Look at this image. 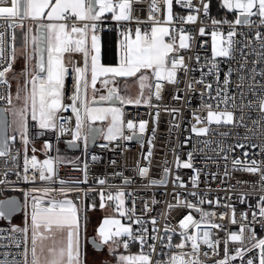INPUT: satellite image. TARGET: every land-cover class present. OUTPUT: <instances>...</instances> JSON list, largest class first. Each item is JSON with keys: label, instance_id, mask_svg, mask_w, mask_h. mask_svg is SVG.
Instances as JSON below:
<instances>
[{"label": "built area", "instance_id": "obj_1", "mask_svg": "<svg viewBox=\"0 0 264 264\" xmlns=\"http://www.w3.org/2000/svg\"><path fill=\"white\" fill-rule=\"evenodd\" d=\"M223 0H217L216 16L209 12L207 16L203 11V4L207 0H192L193 8L177 4L173 0L172 24H163L167 18V8L164 0H157L158 10L151 13L155 20L161 21L162 26L170 28H183L185 34L192 37L190 47L180 49L178 54L184 58L187 65V71L179 70L177 73L178 84H169L166 81H157L151 75L149 85L154 92V85L159 82L163 84L161 98L157 100L153 95L149 104L140 105H117L124 112L125 124L132 120L137 128L130 131L125 126L123 135L109 142L104 136L99 135L91 143L85 146L83 139L76 141L78 143L77 152L73 159L61 160L56 156L58 145L65 146L66 142L72 140L71 131L75 127V116L71 112L61 111L58 116L64 119L58 120V124H64L67 131L60 134L58 129H40L35 121L28 117L27 138L29 143L26 146L22 138L15 137L14 140L8 139L9 153L7 156L0 157V200L10 196H17L20 201L21 209L19 212L20 220L15 224L23 227L25 223V211H31V197H42L45 202L50 199L73 200L80 207L81 219L85 217L86 199L103 191L105 195L118 191L125 193V208H134L133 220L140 217L144 221V227L148 229L149 236L158 235L161 240H148L149 244L155 243L156 251L152 254L153 264L156 261H167L170 255L177 253L191 254L190 243L184 249L175 247H165L169 243L167 237H171V244L175 245L181 242L179 221L184 216L191 214L197 221L201 219V213L195 209L186 207L169 208V205L177 204V197L185 203L191 202L198 208L214 212L216 215L212 218V223L223 225V229L208 228L211 232V239L219 241L217 248L211 249L201 243L200 252L197 254L201 264H217V261L225 258V243L229 232L239 233L241 225L246 226L243 241H229L228 255L235 257L230 259L229 264H247L252 260L253 264H260L261 252L259 247H253V242L264 239V216L259 214V205L264 203V181L261 174L264 173V112L260 110L259 102L264 99V25L259 24L258 17L251 19L256 23L252 26L237 25V35L233 37L237 43L234 45L230 57L212 56V37L213 30H220L225 35L229 30L228 24L214 26L212 20L234 21L237 13L228 11L222 7ZM152 0H135L132 5V16L134 19L127 22L117 23L111 19V13L98 22V35L101 37L103 32L113 34L116 37H122L121 31L127 29L134 33L137 27L143 30H150L153 21L149 19L150 6ZM199 9V11H196ZM196 15L195 23L181 22L179 17ZM137 20L140 23H137ZM29 20H25L28 23ZM0 20V24H6ZM32 24H37L31 21ZM205 29V35L201 36L200 28ZM4 32L6 55L13 49L12 29L0 28ZM261 33V38L257 39L256 33ZM179 33H177V45ZM134 38V35H133ZM167 39V37H166ZM199 57V60H197ZM74 64L83 66L84 60L81 54H73L71 57ZM217 64V69L209 72L211 63ZM6 67L7 64L5 63ZM231 71V75H229ZM203 73V75H202ZM74 73L69 70V75L65 80V100L64 103H70L68 97L73 94ZM229 83L225 85V78ZM241 78H243L242 87ZM203 79L204 83H196ZM192 84V89L188 84ZM211 84V89L206 85ZM251 86V90H250ZM10 84L5 86L0 84V95L10 93ZM219 95H217V91ZM241 92L243 96H241ZM149 89H147L146 98ZM179 96L180 99H173ZM235 97V107L233 101L229 99L227 104L222 103L224 97ZM8 102L0 100V105L5 108ZM203 104H211L213 110L232 111L235 122L229 125H210V131L207 135H196L192 132V127H204L205 124L197 123L195 116L201 119L207 115V109ZM219 105V109H217ZM240 105H243L241 107ZM250 105V106H249ZM172 109H178L172 112ZM157 112L159 113L157 117ZM243 116V121L240 117ZM147 121L143 133L139 132V122ZM98 124V123H95ZM103 128V126H102ZM226 133V135H221ZM139 134V139L134 136ZM125 136H132V139H124ZM8 137L11 135L8 132ZM47 143L49 148L45 149ZM107 145V147H102ZM239 145H243L240 147ZM35 149V152H33ZM151 152V156L148 153ZM191 153V157H189ZM25 155L31 158L35 155L38 161L43 158L53 159L56 175L52 182L37 180L25 182L21 177L25 174L24 158ZM16 159L13 160L12 157ZM96 157V159H93ZM177 159L181 165L184 162H191V168L177 167ZM239 159L245 164H251L256 161V166L260 168L259 172L251 173L240 170V166L233 165V160ZM147 167L146 177L139 175V168ZM167 168L168 174L165 177L164 170ZM86 183H71L65 185L78 188L79 191H72L63 196L59 191H52L48 196H44L41 191L33 189H42L51 187L59 189L60 181L76 182L85 179ZM19 173V176L17 175ZM29 176L32 175L30 169ZM38 177V173H37ZM179 177V180H177ZM195 178V180H194ZM104 179L106 183L100 185L98 180ZM129 183H125V180ZM166 180L164 184H150L151 180ZM195 183V186H194ZM183 186H180V185ZM87 192V195L84 193ZM25 193H28V206L25 210ZM191 193H196L195 196ZM203 198L204 203L199 200ZM155 201V202H154ZM211 201V203H209ZM112 204V202H110ZM145 205L148 211H145ZM231 206V207H229ZM235 211L236 224L231 223ZM221 214L224 219H220ZM246 215V218L242 217ZM255 214V218H254ZM155 218L156 224L151 223ZM122 223L127 225L132 223L134 230L141 225L129 221L122 217ZM208 227L201 223L199 233ZM11 223L0 220V260H11L13 254L17 260H21L20 252L22 248H17L11 237L20 239L19 233H12ZM157 229L158 232L153 231ZM174 231L166 232L165 229ZM189 232L195 233L197 229L191 227ZM139 234V233H137ZM139 241L129 243L127 249L122 246L117 249L118 257L123 255H137L141 252ZM241 253L237 255V251ZM143 251L148 252L145 247ZM207 253V255H205ZM7 254V255H5ZM189 259L195 258L189 255ZM29 259H31L29 255Z\"/></svg>", "mask_w": 264, "mask_h": 264}, {"label": "snow or ice", "instance_id": "obj_2", "mask_svg": "<svg viewBox=\"0 0 264 264\" xmlns=\"http://www.w3.org/2000/svg\"><path fill=\"white\" fill-rule=\"evenodd\" d=\"M135 0H0V20H4L6 24H0V28L16 29L20 27L23 30L24 40V56L25 64V82L24 87L17 90L16 100L22 101L23 107L18 110H11L14 117V123L20 132L23 143L26 146L29 143L27 138L28 131V116L35 121L38 127L44 129H58L59 133L64 134L67 129L64 124H58V120L64 119L58 116L61 111L71 112L75 116V127L71 131L72 140L70 144L75 145L76 141L83 139L85 146L89 140L103 134L104 139L111 142L123 135V129L126 126L128 130L134 131L137 125L128 120L125 124L124 112L121 107L114 106L117 102L120 105H140L141 103L149 104L154 95L157 100L161 98V91L163 84L157 82L154 87L155 91L151 90V86L147 83L150 80L149 72L155 77L157 81H166L169 84H178L177 73L179 70L187 71V65L184 63V58L178 54L180 49H187L190 47L192 37L185 34L183 28L175 29L167 26H162V22L155 20L151 15L152 12L158 10L157 0H152L150 6L149 19L153 21V26L150 30H143L137 27L134 33H130L127 29L121 31L122 39L119 43V62L115 66H105L101 63V45L98 22L105 18V13H111V19L118 24L134 19L132 16V5ZM177 4H181L188 8H193L192 0H175ZM167 8V18L163 24H172L173 15V0H164ZM222 7L228 11H235L237 16L234 21L212 20L214 26L228 24L229 30L226 35L220 30H213L212 37V56L230 57L232 55L234 45L237 43L233 39L237 35V25L252 26L256 22L252 17L259 18V24L264 25V0H223ZM199 11V9H196ZM204 14L207 16L209 5L203 4ZM181 22L195 23L196 15H188L178 18ZM25 20H31L37 23L35 28V35H32L33 29L24 25ZM47 21V22H45ZM137 23H140L137 20ZM177 33H179V43L177 45ZM201 36L205 35V29L200 28ZM4 32L0 31V84L9 86L6 74L11 71L12 64L15 62L16 53L13 48L11 52L6 55ZM134 35V38H133ZM257 39L261 38V33H256ZM29 37H31V44L33 46L32 52L27 51L29 44ZM167 37V39H166ZM15 39V34L12 36ZM264 47V44H262ZM81 54L83 56V66H77L73 63L71 57L73 54ZM35 57V64L29 70L28 62ZM199 60V57H197ZM7 64L5 67L4 64ZM74 73V87L73 94L68 97L70 103L65 104V80L69 75V70ZM217 69V64L213 61L209 72ZM140 85V94L136 98L126 97L120 95L119 89L116 86L118 78L137 77ZM203 75V73H202ZM231 75V71H229ZM107 89V94L99 95L96 98L97 82ZM196 83H204L203 79L196 81ZM225 85L229 83L228 78H225ZM243 78H241V87ZM111 85V87H110ZM149 89L148 97H144V89ZM212 85H206L207 89H211ZM188 88L192 89V84H188ZM89 89H91V99H89ZM251 90V86H250ZM217 91V95H219ZM241 96L243 93L241 92ZM173 99H180L179 96H174ZM233 101L235 107V97H224L222 103L227 104V101ZM0 100H6L9 104L12 103L11 94L0 95ZM101 102H109L113 106L103 107L99 106ZM151 106V105H150ZM243 107V105H240ZM250 106V105H249ZM203 108L207 109V115L201 119L200 116H195L197 123L205 124L204 127H192V132L196 135H207L210 131V125H229L235 122L234 113L225 110H213L211 104H203ZM259 107L264 112V99L259 102ZM219 109V105H217ZM10 109H0V124L3 123L4 111ZM172 112H177L178 109H172ZM157 117L159 113L157 112ZM243 121V116L240 117ZM96 122H107V131L103 128L95 127ZM147 125V121L139 122V132L143 133ZM226 135V133H221ZM132 136H125L124 139H132ZM8 139L14 140L15 137H3L0 135V157L7 156L9 153ZM243 147V145H239ZM45 149L50 145L45 143ZM107 147V145H102ZM35 152V149H33ZM151 156V152L148 153ZM191 157V153H189ZM16 159L15 156L12 157ZM96 159V157H93ZM233 165L240 166V170L256 173L260 168L256 166V161L253 160L251 164H245L239 159L233 160ZM191 168V162H184L182 165L177 159V167ZM32 170V175L28 173ZM24 175L21 177L25 182L34 183L37 178L40 181L52 182L56 175L54 169L53 159H45L42 162L38 161L35 155L31 158L25 155L24 158ZM148 168H139V175L146 177ZM168 169L165 168V177L168 174ZM38 173V177H37ZM19 176V173H17ZM261 179L264 181V173L261 174ZM179 180V177H177ZM195 180V178H194ZM87 182V173L85 172V179L83 181L68 182L61 180V187L53 189L51 187H44L42 189H33V191H41L44 196H48L52 191H59L63 196L72 191H79L78 188H73L69 185L71 183L79 184ZM4 183V181H0ZM100 185H104V179L98 180ZM125 183H129L126 179ZM150 184H164L166 180L160 181L151 180ZM180 186H183L182 184ZM195 186V183H194ZM87 195V192L84 193ZM101 198L100 207L105 206L104 201H117L116 211L122 217H127L129 221L141 225L137 230H134L132 223L127 225L122 224L119 219L114 217H106L98 229V235L101 242L108 245L110 253H115L116 249L123 247L127 249L129 243L139 241L141 245V252L137 255H123L118 257L117 264H153L152 254L156 251L155 243L149 244L148 240H161L158 235L149 236L148 229L144 227V221L140 217L133 220L134 208H125L124 199L125 193L118 191L115 196L111 192L105 196L101 191L99 193ZM195 196L196 193H191ZM31 211H25V223L23 227L13 226L10 231L12 233H19L20 239L11 237L17 248H22L20 252L21 260L13 258L9 261L7 259L0 260V264H84L81 254V216L80 207L71 199H50L47 202L42 197H31ZM264 201V198H262ZM155 202V201H154ZM200 204L204 203V199L199 200ZM211 203V201H209ZM28 206V193H25V210ZM170 209L174 207H186L188 209H195L201 213L200 221L193 218L191 214L184 216L179 221V228L183 231L180 233L181 242L175 245L171 244V237H167L169 243L165 247H175L184 249L189 243L191 246V254L177 253L169 256L167 261H156L155 264H201L198 259V253L201 249V243L207 245L211 249H216L219 241L211 239V232L208 228L223 229V225L212 223V218L216 215L214 212L204 211L198 208L195 204L185 203L177 197L176 205H169ZM231 207V206H229ZM259 214L264 216V203L258 206ZM21 209L20 204L15 199L0 201V218L10 220L12 214ZM145 205V211H148ZM242 217L246 218L245 214ZM255 218V214H254ZM220 219H224L221 214ZM205 223L208 227L203 231L202 235L199 233L201 223ZM151 223L156 224L155 218ZM231 223L236 224L235 211L233 209V217ZM191 227H195L197 232H189ZM245 225H241L239 233L229 232L225 243V258L217 261V264H229L230 259L228 255V242L243 241L245 239L244 233ZM153 231L158 232L157 229ZM166 232L174 231L173 229H165ZM139 233V234H137ZM59 237V238H58ZM95 243V241H94ZM100 245H97L99 248ZM147 247L148 252L143 251ZM253 247H259L261 252L260 264H264V239H259L253 242ZM240 255L239 250L236 253ZM7 255V254H5ZM29 255L31 259H29ZM189 255L195 258L189 259ZM207 255V253H205ZM247 264H253L252 260H248Z\"/></svg>", "mask_w": 264, "mask_h": 264}, {"label": "rangeland", "instance_id": "obj_3", "mask_svg": "<svg viewBox=\"0 0 264 264\" xmlns=\"http://www.w3.org/2000/svg\"><path fill=\"white\" fill-rule=\"evenodd\" d=\"M105 14H108V13H105ZM32 35H34V34L32 33ZM21 42H22V44H21ZM21 42L18 44L19 47L15 49V53H18L16 63H18L19 65L22 64V61L24 59V51H25L24 40ZM119 43H120V40L117 43V63L119 62V55H118ZM32 47L33 46L31 44V37H29L28 49H30ZM17 51H19V52H17ZM29 70H31V69L29 68ZM7 74H6V77H7ZM138 76H139V74L137 75V77H131V78H128L127 80H124L121 84L117 83L116 86L119 89L120 95L126 96V97H131L134 99L140 94V85H139V81H138ZM149 76L151 79V73L150 72H149ZM149 81L147 82L148 84H149ZM24 82H25V76L23 73L22 76L18 78V82L12 84V90H10V94L12 97V103L11 104L8 103L7 105H5V109H10L9 111H7L8 118H9L8 132L11 135V137L14 136V137H17L19 139L21 138V135H20L19 130L17 129V125L14 123V117L12 115L11 110H18L19 108L23 107L22 101H17L15 97H16L17 90L24 87ZM100 87H102V86L98 81L97 82V89H99ZM110 87H111V85H110ZM147 89H148L147 87L144 89V97L145 98H146V94H147ZM88 95H89V99H91V96H92L91 89H89ZM99 106L109 107L112 105L100 104ZM114 106L118 107L117 105H114ZM28 117L31 118L30 115ZM99 123L103 126L104 132H106L107 131V122H103V123L99 122ZM102 135L103 134H100L99 136L102 137ZM76 154H77V152L70 151L65 146H61V145H58L57 150H56V156H57V158H59L61 160L73 159L76 156ZM45 159L46 158H43L42 161ZM99 193H97L91 197V198H93V200L89 202L88 206H86V211L87 212L93 211V210L97 211L99 213V218H100L99 223H102L106 217H114L116 219H119L122 223V216H120L119 212L116 211L117 201L113 200V201H111L112 204L108 205V203H107L108 200L105 199V201H104L105 206L103 208H101L100 207L101 198H100ZM116 193L117 192L113 193V196H115ZM123 199H124V206H125V198L123 197ZM94 200H96L97 202H95ZM85 216H86L85 220H84L85 223H83V225L87 226L90 218L87 216V214H85ZM14 219L18 221V220H20V216L14 215ZM82 222L83 221L81 219V231H83ZM81 231H80V233H81ZM87 235H88L87 233L82 232V236H80L81 254L83 255V258H84V264H106V262L110 263V264H117L118 254L110 253L108 250V247H109L108 245H105V247L101 251L94 250L92 248V246L86 241ZM115 253H117V249H116ZM106 254H108L110 256L115 255V258L112 261H109V258H108V260H106L105 256H104Z\"/></svg>", "mask_w": 264, "mask_h": 264}, {"label": "trees", "instance_id": "obj_4", "mask_svg": "<svg viewBox=\"0 0 264 264\" xmlns=\"http://www.w3.org/2000/svg\"><path fill=\"white\" fill-rule=\"evenodd\" d=\"M207 4L209 5V13L212 16H216L215 8L217 6V0H207ZM15 34V39L13 40V47L19 46L18 44L23 41V30L20 27L16 29H12V34ZM22 44V42H21ZM116 36L113 34L103 32L101 36V62L103 64H114L116 63ZM21 65V66H20ZM18 64L14 62L12 64L11 71L7 74V79L10 84V88L12 90V84L18 82V78L22 76L24 73V66L22 64ZM128 79V78H127ZM125 78H118V84H121ZM102 86V85H101ZM102 87L99 88L98 93L96 96L103 94V91L106 89Z\"/></svg>", "mask_w": 264, "mask_h": 264}, {"label": "crops", "instance_id": "obj_5", "mask_svg": "<svg viewBox=\"0 0 264 264\" xmlns=\"http://www.w3.org/2000/svg\"><path fill=\"white\" fill-rule=\"evenodd\" d=\"M8 2L10 3V0H8ZM109 14V13H108ZM107 14H105V16H106ZM31 22V20H29L28 21V23H25V22H23L24 23V25L26 26V27H31L32 29H33V34L35 35V26L37 25H35V24H32V23H30ZM45 22H47V21H45ZM120 37H116V63H114V64H104L105 66H115L116 64H117V43L119 42V40H121L122 39V37L119 39ZM100 45H101V37H100ZM19 46H15V47H13L14 49H16V48H18ZM17 52H19V51H17ZM25 52V51H24ZM18 53H16V59H15V61L17 60V57H18V55H17ZM102 63V62H101ZM103 64V63H102ZM104 89V88H103ZM106 91H107V89H106ZM106 91H103L102 93L105 95V93H106ZM101 95V94H100ZM96 97H99V95L98 96H96ZM113 106V105H112ZM96 123H99V122H96ZM93 200V198H91V197H88L87 199H86V206H88V204H89V202L90 201H92ZM95 202H97L96 200H94ZM20 202V201H19ZM111 201H108L107 203H108V205H110L111 203H110ZM21 206V205H20ZM20 212V211H19ZM19 212L18 213H16L15 215H18L19 214ZM85 214H87V216L90 218V220H89V223H88V225L86 226V225H83V223H85V217L82 219V227H83V231H81V233H80V236H82V232L83 233H87L88 235H87V237H86V241H87V239H88V237H90V236H93L97 241H99V242H101V239H100V237H99V235H98V229H99V227H100V225L102 224V223H99L100 222V218H99V213L97 212V211H95V210H93V211H85ZM1 220V219H0ZM3 221V220H2ZM17 222V220H15L14 219V216L12 217V221H11V223L12 224H15L16 222ZM96 235V236H95ZM98 236V237H97ZM59 238V237H58ZM102 243V242H101ZM103 244V243H102ZM104 247H105V244H104ZM95 250V249H94ZM114 254H117V253H114ZM105 256V259L106 260H108V258H109V261H112L114 258H115V255H108V254H106V255H104ZM117 257V256H116ZM82 259H83V261H84V258H83V255H82ZM106 264H110V263H107L106 262Z\"/></svg>", "mask_w": 264, "mask_h": 264}, {"label": "water", "instance_id": "obj_6", "mask_svg": "<svg viewBox=\"0 0 264 264\" xmlns=\"http://www.w3.org/2000/svg\"><path fill=\"white\" fill-rule=\"evenodd\" d=\"M36 27H37V25L35 26V28H36ZM35 34H36V32H35ZM106 94H107V91H106L105 95H106ZM96 98L98 99L99 97H96ZM101 104H103V105H111L109 102H101ZM115 105H120V104L117 102ZM0 109H5V108H4L3 106L0 105ZM2 115H3V123L0 124V135H2L3 137H8V121H9V118H8V113H7V111H4V112L2 113ZM94 126H95V127H98V128H102V125H101L100 123L95 124ZM134 137H135L136 139H139V134L135 135ZM95 139H96V138H95ZM93 141H94V140H91V139H90L88 143L91 144ZM7 142H8V141H7ZM65 147L68 148V149H70V150H77V149H78V143L76 142L75 145H72V144H70V142H66V143H65ZM9 199H15V200H17L18 203L20 204L19 199L17 198V196L6 197V198H4V199H1L0 201H5V200H9ZM19 211H20V210H19ZM19 211L14 212V213L12 214V217H13L16 213H18ZM12 217H11L10 220H8V219H3V221H4V222L11 223ZM0 219H2V218H0ZM11 224H12V223H11ZM13 226H17V225H16V224H12V227H13ZM94 241H95V243H94ZM87 242H88V243L92 246V248H94L95 250H101V249H102L103 244H102L101 242L97 241L93 236L88 237ZM97 245H100V247L97 248Z\"/></svg>", "mask_w": 264, "mask_h": 264}, {"label": "flooded vegetation", "instance_id": "obj_7", "mask_svg": "<svg viewBox=\"0 0 264 264\" xmlns=\"http://www.w3.org/2000/svg\"><path fill=\"white\" fill-rule=\"evenodd\" d=\"M33 48V47H32ZM32 48H30V49H28L27 48V51L29 52V53H31L32 52ZM16 62V61H15ZM35 63V57L31 60V61H29L28 62V64H29V68L31 69L32 68V65H34V63ZM22 63H23V66H24V71H25V64H26V60H25V56H24V59H23V61H22ZM1 220H3V219H1ZM12 221V220H11ZM8 223V222H7ZM104 248V244H103V246H102V249ZM94 249V248H93ZM101 249V250H102ZM101 250H97V251H101Z\"/></svg>", "mask_w": 264, "mask_h": 264}]
</instances>
